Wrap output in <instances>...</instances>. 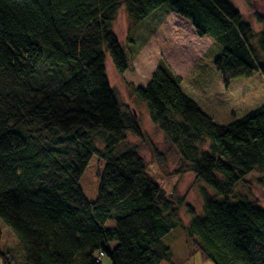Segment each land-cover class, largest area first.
<instances>
[{"label": "trees", "instance_id": "trees-1", "mask_svg": "<svg viewBox=\"0 0 264 264\" xmlns=\"http://www.w3.org/2000/svg\"><path fill=\"white\" fill-rule=\"evenodd\" d=\"M165 4L223 45L215 67L227 86L264 74V18L257 36L230 0H0V216L24 250L17 259L0 231V264L173 263L163 239L184 225L185 205L193 252L214 264H264V206L235 188L264 170V104L218 124L164 61L147 86L130 85L178 149V174L191 171L214 190H202V215L167 194L136 147L118 151L132 134L162 157L119 101L106 53L126 72L119 9L137 26ZM97 153L105 167L91 201L80 182Z\"/></svg>", "mask_w": 264, "mask_h": 264}, {"label": "rangeland", "instance_id": "rangeland-1", "mask_svg": "<svg viewBox=\"0 0 264 264\" xmlns=\"http://www.w3.org/2000/svg\"><path fill=\"white\" fill-rule=\"evenodd\" d=\"M242 13L259 36L264 18V0H230ZM114 30L127 55L129 69L120 73L114 66L111 55L106 53L107 72L124 108L135 110L137 118L149 140L162 154L153 156L148 142L129 134L118 146V151L136 147L148 166L149 174L175 201L184 198L195 209L196 215L204 213L202 190L213 194L214 190L195 174L186 171L178 174L183 163L177 148L172 147L166 134L153 124L147 102L131 95L130 85L145 87L161 62H165L181 78L184 93L197 102L218 124H228L243 117L264 104V74L257 70L251 77L233 79L227 86L221 73L215 67V60L223 52V45L210 36L199 37L192 23L179 15L168 4L163 5L141 24L135 26L123 6L119 9ZM101 148L100 141H96ZM105 161L97 153L88 164L81 187L91 201L98 197L100 176ZM238 194L247 196L264 206V170L255 169L246 176V181L236 185ZM212 192V193H211ZM183 226L173 229L164 237L174 254L173 263L161 264H214L205 259L201 251L195 250L192 238L187 232L191 215L186 205L179 208ZM114 220H108L107 227H113ZM2 244L17 249V259L24 250L8 224L0 216ZM108 262V257H104Z\"/></svg>", "mask_w": 264, "mask_h": 264}, {"label": "crops", "instance_id": "crops-1", "mask_svg": "<svg viewBox=\"0 0 264 264\" xmlns=\"http://www.w3.org/2000/svg\"><path fill=\"white\" fill-rule=\"evenodd\" d=\"M107 263H110L109 261Z\"/></svg>", "mask_w": 264, "mask_h": 264}]
</instances>
